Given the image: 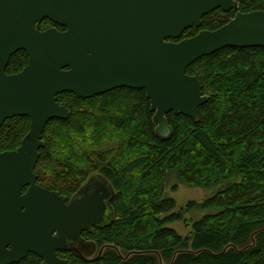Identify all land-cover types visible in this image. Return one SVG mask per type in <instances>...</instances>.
Here are the masks:
<instances>
[{"label": "trees", "instance_id": "1", "mask_svg": "<svg viewBox=\"0 0 264 264\" xmlns=\"http://www.w3.org/2000/svg\"><path fill=\"white\" fill-rule=\"evenodd\" d=\"M255 11H264V0H245L228 14L215 11L179 41ZM28 60L18 52L7 74L20 73ZM187 73L200 80L209 100L199 122L169 114L168 139L157 135L144 90L117 89L91 99L58 96L70 116L45 128L37 184L68 201L94 175L112 184L114 223L83 234L103 249L92 264H264V48H225ZM29 129L27 117L7 121L0 153L20 148ZM169 174L188 188H220L199 205H188L206 213L189 237L169 227L184 220L176 201L165 197ZM59 256L85 264L73 254ZM42 263L30 254L19 264Z\"/></svg>", "mask_w": 264, "mask_h": 264}, {"label": "water", "instance_id": "2", "mask_svg": "<svg viewBox=\"0 0 264 264\" xmlns=\"http://www.w3.org/2000/svg\"><path fill=\"white\" fill-rule=\"evenodd\" d=\"M244 1L0 0V131L9 120L30 119L20 148L0 153V264H19L30 254L42 264H69L60 253L94 263L97 244L83 234L115 221L116 192L101 175L69 201L37 184L45 128L70 116L58 96L91 99L117 89L144 90L157 135L170 138L169 114L199 122L209 100L189 67L225 48H264V11L238 13L215 31L179 41L200 29L207 15L228 14ZM45 20L65 31L39 30ZM21 51L28 65L7 74Z\"/></svg>", "mask_w": 264, "mask_h": 264}, {"label": "rangeland", "instance_id": "3", "mask_svg": "<svg viewBox=\"0 0 264 264\" xmlns=\"http://www.w3.org/2000/svg\"><path fill=\"white\" fill-rule=\"evenodd\" d=\"M175 186H177L175 188ZM175 188V189H174ZM220 188H188L182 185L175 174H169L166 180L165 197L173 198L177 203V211H182L184 214V220L171 224L169 227L176 230L181 236L189 237L192 233V224L200 220L206 215L199 207H195L192 210H187L190 203H196L199 205L206 199L213 197ZM101 250V246L98 247V251L93 258L95 259Z\"/></svg>", "mask_w": 264, "mask_h": 264}, {"label": "flooded vegetation", "instance_id": "4", "mask_svg": "<svg viewBox=\"0 0 264 264\" xmlns=\"http://www.w3.org/2000/svg\"><path fill=\"white\" fill-rule=\"evenodd\" d=\"M58 25H55L53 24L52 22L48 21V20H45L44 22H42L40 25H39V30L41 31H46L48 29H51V28H57ZM59 30V29H58ZM60 31V30H59ZM65 31V30H64ZM85 234V233H84ZM67 254H73V253H67ZM74 255V254H73ZM76 256V255H75ZM77 257V256H76ZM97 258V257H96ZM85 262V261H84ZM85 264H92L90 262H85Z\"/></svg>", "mask_w": 264, "mask_h": 264}]
</instances>
